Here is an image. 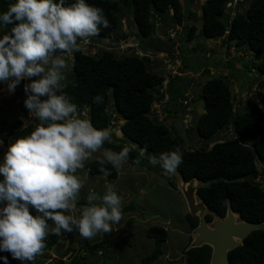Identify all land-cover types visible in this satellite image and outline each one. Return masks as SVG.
Returning a JSON list of instances; mask_svg holds the SVG:
<instances>
[{
  "label": "trees",
  "instance_id": "trees-1",
  "mask_svg": "<svg viewBox=\"0 0 264 264\" xmlns=\"http://www.w3.org/2000/svg\"><path fill=\"white\" fill-rule=\"evenodd\" d=\"M13 2L14 0H0V12L6 10ZM65 2L69 4L74 0ZM86 2L103 9L109 21L110 27H101L99 36H95L102 40L108 38L111 30L117 26L118 12L122 15L121 7L126 6L127 13H130L132 18V27L137 28L136 44L144 53H127L129 49L127 47L120 51L118 50L120 43L117 41L118 45L114 50L101 49L92 54L82 49L75 52L72 56L74 77L64 85L63 91L71 102L77 105L79 115L89 119L94 127L114 128L120 132L123 139L135 143L134 148L128 147L129 161L132 164H135L134 161L139 157L141 149H147L146 155L159 157L161 153L179 147L183 162L177 170L185 180L192 177L202 180L204 184L199 186L196 192L209 209L222 216L229 203L240 218L251 222L263 221L264 189L252 182V178L259 172L256 161L264 163V106L250 100L246 102L244 110L236 112L230 80L220 75L204 79L194 99L201 100L204 108V111L199 113L195 126L197 132L195 144L198 145L186 146L182 135L173 133L164 122H157L155 111L151 109L154 102L164 98L162 88L172 100L179 91H183L184 83L180 82L176 75L165 77L161 72L148 69L146 63H152L153 60L145 53L150 50L149 42L159 45V40L155 36V17H162L171 9L176 23L182 24L185 28L182 34L184 48L186 43L194 38L196 30L204 37H221L228 48L233 44L245 50L246 46L252 50L254 56L246 59L243 54L227 61L228 66L235 61L238 66L242 65V68L249 66V70H255L253 73L264 77V59H260L264 52V0H248L246 10L236 12L233 16L227 11V0H203L200 5L199 27L190 22L191 17L195 16V11L186 10L184 13L181 0H86ZM118 35L125 37L124 40L127 41L126 32H118ZM121 43L128 46L125 42ZM206 67L204 70L207 72L209 70ZM188 76L191 77V74ZM250 77L254 80V76ZM96 95L104 97L102 104L93 103V97ZM84 109L85 115L80 113ZM118 118L122 121L117 122ZM36 123L38 121L33 117L27 122L21 118L2 119L0 140L6 143L14 134L16 138L27 135ZM230 124L233 125L232 134ZM223 130L227 131L221 133ZM218 134H222V138L218 139ZM200 141L202 144L199 145ZM123 147L127 146L121 142L104 143V148L117 152ZM139 165L156 172L160 167L159 164L155 166L150 164L146 157L141 159ZM102 167H106L110 174L105 176L101 171ZM85 169L89 174L102 175L108 183L114 182L117 178V170L111 165L101 166L97 158L86 162ZM86 202L83 199L78 201L83 205ZM184 215L189 226L194 227L197 217L191 216L188 212ZM205 217L207 220L211 218L208 214ZM145 232L147 237L153 239V248L141 256L140 264H151L162 253L161 245L166 239L167 230L160 225H149ZM66 233L68 232H63L62 235ZM57 237L49 234L45 241L46 247L50 248ZM109 245V237L102 235V238H95L91 244H87L81 253L79 248L66 260L57 258L56 262L84 264V252L88 250L89 253H95L98 250L102 255H106ZM70 250L71 248H66L65 252ZM182 250L186 255L183 264L209 262L208 245ZM228 260L229 264L264 262V230H252L241 245L229 251Z\"/></svg>",
  "mask_w": 264,
  "mask_h": 264
},
{
  "label": "clouds",
  "instance_id": "clouds-1",
  "mask_svg": "<svg viewBox=\"0 0 264 264\" xmlns=\"http://www.w3.org/2000/svg\"><path fill=\"white\" fill-rule=\"evenodd\" d=\"M248 5V0L226 2L231 16L244 12ZM9 25L10 30L0 35V83L13 93L22 80L29 81L23 85L24 106L38 123L10 143L0 161V252L9 253L20 264H35L49 234L61 236L75 229L79 236L90 239L116 230L113 225L120 224L123 212L122 198L113 184H106L102 195L89 191L82 206L78 201L88 178L86 162L99 154L96 158L101 166L122 169L130 149L123 147L117 152L104 148L112 138L111 130L98 129L82 118L63 91L69 70L67 57L81 51L79 41L99 36L101 27H110L103 9L86 0L69 4L65 0H14L0 12V30ZM132 30L137 35V28ZM260 59H264V52ZM254 85L260 86L256 80ZM103 101L101 95L93 97L94 104ZM146 154L147 149H141L135 164L146 157L167 174H175L183 162L179 147L159 157ZM101 171L105 176L110 174L106 167ZM30 207L36 215L30 213ZM4 261L7 264V256Z\"/></svg>",
  "mask_w": 264,
  "mask_h": 264
},
{
  "label": "rangeland",
  "instance_id": "rangeland-1",
  "mask_svg": "<svg viewBox=\"0 0 264 264\" xmlns=\"http://www.w3.org/2000/svg\"><path fill=\"white\" fill-rule=\"evenodd\" d=\"M202 1L203 0H181L184 13L186 10L195 11V16L191 17L190 22L195 24L196 27L201 25L200 5ZM127 9L126 6L121 7L122 15L118 13L117 26L111 30L108 38L102 40L95 37L79 41L81 49L90 54L101 49L114 50L118 43L124 41L126 45L130 43V45L127 46V48H129L127 49V53H144L136 44L137 35L135 31L132 30V24L128 17L130 13H127ZM168 11L169 12L161 18L155 19V36L159 40V45L156 46L149 42L148 45L150 46V50L146 52V54L151 59L153 58L154 61H152V63H146V66L148 69L161 72L167 77L172 75L178 76L180 73H185L186 75L182 74L179 76H183L180 78V82L184 83V90H186L184 92L179 91L175 98L171 100L162 88L165 94L164 98L154 102L151 109L155 111L157 122H164L171 128L173 133H180L184 138L185 145L187 144L186 146L196 147L198 143L195 144V139L197 138L195 126L199 113L204 111V108L201 100H197V98L196 100L194 99L196 94L199 93V85L203 83L205 77L220 75L224 76V79L231 81L230 88L233 93L232 101L234 104L237 99L243 102L242 107L239 108L238 111L236 107L237 104L234 106L236 112L244 110L250 100L264 106V82L263 84H261V82L258 83V85L261 86L260 92L253 91L255 80L263 78L262 80L264 81V77L260 78L262 75L253 73L255 70H249V66L246 68H242V65L238 66L235 61L230 67L228 66L227 61L234 60L238 56L244 54V58L246 59H248L250 55L252 56V53L246 46L245 50H241L233 44H230L228 48L223 43L224 40L221 39V37L213 39L207 38L199 34L198 30H196L194 38L189 40L184 48L182 44V34L185 28L182 24L176 23L170 13L171 11ZM120 15L122 17H120ZM186 22L185 20L184 23ZM10 27L11 26H9L8 29L0 30V35H3L4 31L10 30ZM118 32H126L128 42L124 40L125 37L118 35ZM190 45H192V47ZM174 52L177 53L175 54ZM174 58L177 59L175 60ZM71 59L72 56L67 57L69 70L66 72L67 78L63 81L64 85L74 77ZM205 67L208 68L209 71L206 72V70H204ZM239 67H241V69ZM218 72H221V74ZM230 73H236V76H233V74L229 75ZM189 74H191V77L188 76ZM199 76H201V80H197ZM250 76H254V80H252L253 78ZM28 82L27 80L25 83ZM25 83L24 80H22L20 85L17 86L15 91L11 94L7 91V88L0 92V120L21 118L24 122H27L31 119L28 109L24 106L26 94L23 91V85ZM235 88L237 90H235ZM247 91L252 93L249 94ZM244 92H247V94H244ZM16 98L18 100H16ZM117 120L119 122L121 121L120 118ZM229 128L232 134L233 125L230 124ZM110 130L114 134L110 142H121L129 148H134L136 146L131 140L119 137L121 134L116 129L110 128ZM224 131L227 130H223L221 133H224ZM217 138H222V134H218ZM15 139L16 134L10 137L8 144L14 142ZM200 144H202L201 141L199 145ZM98 155L99 154H94L93 159ZM256 162L258 169L261 168L263 162ZM116 170L117 178L111 184L114 185L115 191L122 199L124 193L129 194L126 196L127 201H122V207L124 206L123 203L127 202L128 204L126 207L122 208V211L129 210L128 207L131 205H134L133 210L123 213V220L120 222L119 226L113 225L114 228L116 227V230L111 233H104L90 239H85L79 236V233H77L78 231L74 229L72 232L67 233L71 234L70 236L59 237L49 250V260H51L53 264H57L56 260L59 258L58 252L62 251L67 254L64 252L66 247H73L74 251L80 248L79 252L81 253L87 244L92 243L93 239L102 238V235H107L110 239V246L107 248L108 257L107 254L102 255L101 251L97 250L95 253H89L87 250L84 252L85 255H83L85 258L84 264H140L141 256L149 253L153 248V240L148 238L142 229L145 230L148 225L157 224L166 227L167 236L162 243V254H160L156 260L152 261L151 264H171L172 262L183 264L186 256L185 253L182 252V248L190 239L187 233L190 226H188L189 223L184 215L188 208L185 205V197L181 191L182 183L180 179L178 181L175 174L165 173L161 167H159L158 172H156L155 170L132 164L129 160L122 169ZM77 175L83 176L84 172H78ZM87 177L85 186L81 190L79 200L83 199L86 201V196L89 191H95L102 195L106 190L105 185L108 184V182L105 177L100 174L92 175L88 172ZM138 205L143 207L139 208ZM78 206H82V204L78 203ZM30 213L32 214L31 209ZM128 214L134 216L133 218H135L136 224L131 223L132 226H129L130 223L127 224V222L130 221H126V223L123 224ZM129 218L130 217H128V219ZM164 221H166L167 224H164ZM49 223L51 224L50 221ZM118 230H120L119 233L121 235L118 233ZM139 231L140 233H137ZM115 234L122 239H125V237L128 238L129 242H127V245L123 244V242L118 239H114L113 237H115ZM111 235L113 237H111ZM74 251L71 253H74ZM2 253L4 257L9 255L6 252ZM54 257L56 259H52ZM68 257L69 256H65L62 259H67ZM13 264H20V262Z\"/></svg>",
  "mask_w": 264,
  "mask_h": 264
},
{
  "label": "water",
  "instance_id": "water-1",
  "mask_svg": "<svg viewBox=\"0 0 264 264\" xmlns=\"http://www.w3.org/2000/svg\"><path fill=\"white\" fill-rule=\"evenodd\" d=\"M175 175L180 179L182 183V193L185 197V205L187 206V212L190 213L191 216L197 217V223L194 227L191 228L190 232V242L184 248L185 251L200 247L202 245H208L210 247V257H209V264H229L228 260V252L233 250L236 246L242 244L243 239L252 231L256 229L264 230V220L260 222H251L246 221L240 218L239 214L232 210L229 203H227L226 210L224 215L220 216L216 214L214 211L208 208L205 202L196 194V190L199 186H202L204 183L202 180L192 177L189 180L183 179L181 173L176 170ZM187 182L189 187V193L191 197L186 196L184 194L183 183ZM195 183V184H194ZM195 202V204H194ZM229 213L234 214V218L230 221H237V222H245L249 224L245 230L235 229V231L227 230L225 225L223 224L222 227L219 221L223 220L225 216ZM210 215V221H205V215ZM206 225L210 227L214 226L219 231V236L216 238H208L198 236V233L201 231V227L204 228ZM220 226V227H219ZM203 230V229H202ZM215 242V243H213ZM258 264H264L258 263Z\"/></svg>",
  "mask_w": 264,
  "mask_h": 264
},
{
  "label": "crops",
  "instance_id": "crops-1",
  "mask_svg": "<svg viewBox=\"0 0 264 264\" xmlns=\"http://www.w3.org/2000/svg\"><path fill=\"white\" fill-rule=\"evenodd\" d=\"M9 26H11V25H9ZM233 74V76H236V73H232ZM179 78H181V77H179ZM260 78H262V76L260 77ZM263 79V78H262ZM262 79H260V80H262ZM27 80H24V83L26 82ZM231 82V81H230ZM263 84V83H262ZM5 88H7V85L5 84V83H0V92H2L3 91V89H5ZM241 88V87H240ZM235 90H237L236 88H235ZM248 92V91H247ZM247 92H244V94L246 93L247 94ZM11 94V93H10ZM264 95V94H263ZM4 97V96H3ZM2 97V98H3ZM16 100H18L17 98H16ZM235 104H237V109L239 110V108H241L242 107V105H243V102L241 101H239V99H237V100H235ZM10 139V138H9ZM9 139H8V142L7 143H2V144H0V161H2V159H3V155H4V153L6 152V150H7V148H8V143H9ZM3 179V177L2 176H0V180H2ZM127 195H129V194H127V193H124V196H123V199H122V201H127V199H126V196ZM132 196V195H131ZM125 204H127V202H125V203H123V205H125ZM83 205V204H82ZM0 206H3L2 204H0ZM139 206V205H138ZM133 207H134V205H131V206H129L128 208H129V210H123L122 212L123 213H126L127 211H131V210H133ZM141 207H143V206H139V208H141ZM122 208H124V206L122 207ZM30 209H31V211H32V214L33 215H36L37 213H36V211H35V209H33V208H31L30 207ZM29 209V210H30ZM133 213V212H132ZM132 214L131 215H127V217H126V220L123 222V224H125L126 223V221H130V222H127V224H129V226H132V224L131 223H135L136 224V222H135V218H133L134 216H132ZM128 217H130L129 219H128ZM128 219V220H127ZM51 222V221H50ZM164 224H167L166 223V221H164ZM119 226V225H118ZM169 226V225H168ZM165 229H166V227L165 226H163ZM116 228V227H115ZM123 229V228H122ZM143 231H144V229H142ZM142 230H140V231H142ZM167 230V229H166ZM119 231L120 230H118V233H119ZM140 231L139 232H137V233H140ZM124 232V231H123ZM78 233V232H77ZM67 234V233H66ZM64 234V235H61V236H58L57 238H56V240L59 238V237H68V236H70L71 234ZM120 234V233H119ZM110 235V234H109ZM121 235V234H120ZM111 237H113L112 235H111ZM120 236H118V235H116L115 234V237H113L114 239H118V240H120V241H122L123 242V244H126L127 245V242H128V238H126L125 237V239H122V238H119ZM71 238V237H70ZM53 246V245H52ZM52 246L50 247V248H47V247H45V249H44V251H43V253H42V255H40V256H38L37 258H36V263L35 264H53V262L51 261V260H49V250L52 248ZM110 246V245H109ZM66 248H71V250L70 251H68L67 252V254H65V253H63L62 251L61 252H58V255H59V258L61 257V259L63 258V257H67V256H69L70 254H73V253H71V252H73L74 250H73V247H70V246H68V247H66ZM77 249H79V248H77ZM76 249V250H77ZM64 252H65V250H64ZM75 252V251H74ZM9 254V253H8ZM63 256V257H62ZM13 258L11 257V255L9 254V255H7V264H13V263H19L20 261H15V260H12ZM52 259H56L55 257L54 258H52ZM46 260V261H45ZM64 260H66L65 258H64ZM161 263V262H160ZM0 264H5V261H4V255H3V253L2 252H0ZM161 264H164V263H161Z\"/></svg>",
  "mask_w": 264,
  "mask_h": 264
},
{
  "label": "bare ground",
  "instance_id": "bare-ground-1",
  "mask_svg": "<svg viewBox=\"0 0 264 264\" xmlns=\"http://www.w3.org/2000/svg\"><path fill=\"white\" fill-rule=\"evenodd\" d=\"M171 10V9H170ZM146 54V53H145ZM193 77H195V76H193ZM196 78V77H195ZM206 78H208V76L207 77H205V79ZM258 83H263L264 81L263 80H256ZM165 85V84H164ZM256 87H258L259 88V90H257L256 89ZM260 87L261 86H256V85H254V87H253V91H256V92H260ZM186 90V89H185ZM249 94H251L252 92H248ZM246 94V93H245ZM243 97V96H242ZM262 166H264V163H262ZM183 188H184V194L186 195V196H189V197H191V195H190V193H189V187H188V183L187 182H185V183H183ZM196 194H197V192H196ZM194 204H195V202H194ZM128 204H125L124 205V207H126ZM187 212V211H186ZM189 213V212H188ZM190 214V213H189ZM234 214L232 215V213H229L227 216H225L224 217V219L223 220H221V221H219V223L218 224H220L221 225V227H222V225L224 224L225 225V227H226V229L227 230H233V231H235V229H240V230H245V228H247V226H249V224H247V223H245V222H242V223H240V222H235V221H230V218L231 219H233L234 217ZM205 219H206V217H205ZM211 219V218H210ZM210 219L209 220H205V221H210ZM220 227V226H219ZM203 229V230H202ZM145 234H146V232H145V230L143 231ZM190 232H191V229H190V231H189V235H190ZM198 236H202V237H208V238H216V237H218L219 236V231L216 229V227H214V226H212V227H210L209 225H206L204 228H202L201 227V231L198 233ZM191 237V236H190ZM152 239V238H151ZM189 242H190V240H189ZM188 242V243H189ZM188 243L186 244V246L188 245ZM213 243H215V242H213ZM185 246V247H186ZM184 247V248H185ZM229 253V252H228ZM210 257V256H209ZM208 264H209V262H208Z\"/></svg>",
  "mask_w": 264,
  "mask_h": 264
},
{
  "label": "built area",
  "instance_id": "built-area-1",
  "mask_svg": "<svg viewBox=\"0 0 264 264\" xmlns=\"http://www.w3.org/2000/svg\"><path fill=\"white\" fill-rule=\"evenodd\" d=\"M123 49H125L123 45L118 46V50L122 51ZM256 89L259 90L258 87H256ZM80 113L85 114V111L82 110L80 111ZM252 182L258 184L260 187L264 189V166L259 168V172L254 178H252Z\"/></svg>",
  "mask_w": 264,
  "mask_h": 264
},
{
  "label": "flooded vegetation",
  "instance_id": "flooded-vegetation-1",
  "mask_svg": "<svg viewBox=\"0 0 264 264\" xmlns=\"http://www.w3.org/2000/svg\"><path fill=\"white\" fill-rule=\"evenodd\" d=\"M185 219H186V216H185ZM186 220H187V219H186ZM186 220H185V221H186ZM188 226H189V225H188ZM194 226H195V225H194ZM191 228H192V227H190V229H191ZM190 229H188V232H187L189 237H190V235H189V231H190ZM189 240H190V239H189ZM188 242H189V241H188ZM186 244H187V243H186ZM186 244H184L183 249H184V247L186 246Z\"/></svg>",
  "mask_w": 264,
  "mask_h": 264
}]
</instances>
